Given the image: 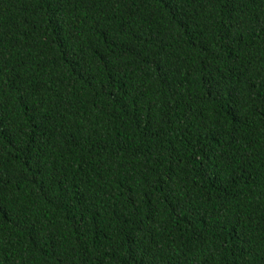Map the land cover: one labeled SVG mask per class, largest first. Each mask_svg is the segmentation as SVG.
<instances>
[{
  "label": "trees",
  "instance_id": "16d2710c",
  "mask_svg": "<svg viewBox=\"0 0 264 264\" xmlns=\"http://www.w3.org/2000/svg\"><path fill=\"white\" fill-rule=\"evenodd\" d=\"M0 264H264V0H0Z\"/></svg>",
  "mask_w": 264,
  "mask_h": 264
}]
</instances>
